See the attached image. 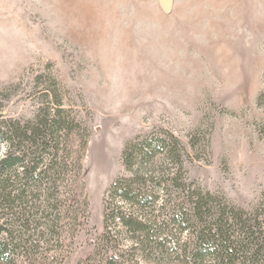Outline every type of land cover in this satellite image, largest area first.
<instances>
[{
  "label": "rangeland",
  "instance_id": "rangeland-1",
  "mask_svg": "<svg viewBox=\"0 0 264 264\" xmlns=\"http://www.w3.org/2000/svg\"><path fill=\"white\" fill-rule=\"evenodd\" d=\"M262 93L264 0H0V121L59 107L82 153L74 198L87 218L59 264H98L87 259L123 148L151 132L179 140L188 183L260 206ZM109 236L132 243L121 228ZM45 257L37 264H53Z\"/></svg>",
  "mask_w": 264,
  "mask_h": 264
},
{
  "label": "trees",
  "instance_id": "trees-1",
  "mask_svg": "<svg viewBox=\"0 0 264 264\" xmlns=\"http://www.w3.org/2000/svg\"><path fill=\"white\" fill-rule=\"evenodd\" d=\"M62 112L56 107L24 123L0 121V264H37L43 252L59 264L68 247L64 237L87 218L86 199L74 198L82 153L69 130L73 120ZM183 150L168 132L125 144V173L106 191L104 232L88 261L264 264V201L249 211L188 183ZM116 227L131 238L128 247L108 245Z\"/></svg>",
  "mask_w": 264,
  "mask_h": 264
}]
</instances>
